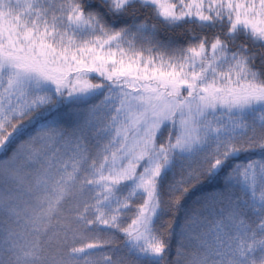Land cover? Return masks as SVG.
<instances>
[{"label": "snow or ice", "instance_id": "obj_1", "mask_svg": "<svg viewBox=\"0 0 264 264\" xmlns=\"http://www.w3.org/2000/svg\"><path fill=\"white\" fill-rule=\"evenodd\" d=\"M255 149L264 0H0V264H264Z\"/></svg>", "mask_w": 264, "mask_h": 264}, {"label": "trees", "instance_id": "obj_2", "mask_svg": "<svg viewBox=\"0 0 264 264\" xmlns=\"http://www.w3.org/2000/svg\"><path fill=\"white\" fill-rule=\"evenodd\" d=\"M262 155H264V153H261V151L259 149H255L254 151L245 154V157L244 158H259ZM237 194H240V193L237 192ZM133 199H136V197H134ZM191 200H192V198L189 197L188 198V201H187V204H186V207L191 206ZM164 219L165 220L171 219V216H166Z\"/></svg>", "mask_w": 264, "mask_h": 264}]
</instances>
